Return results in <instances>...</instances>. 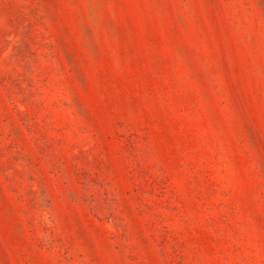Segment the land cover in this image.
<instances>
[{
  "label": "rangeland",
  "instance_id": "1",
  "mask_svg": "<svg viewBox=\"0 0 264 264\" xmlns=\"http://www.w3.org/2000/svg\"><path fill=\"white\" fill-rule=\"evenodd\" d=\"M0 264H264V0H0Z\"/></svg>",
  "mask_w": 264,
  "mask_h": 264
}]
</instances>
